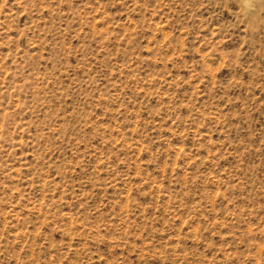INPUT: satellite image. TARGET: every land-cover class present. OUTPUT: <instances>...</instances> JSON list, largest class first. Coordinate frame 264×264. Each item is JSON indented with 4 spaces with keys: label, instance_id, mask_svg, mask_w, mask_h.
<instances>
[{
    "label": "rangeland",
    "instance_id": "374dc122",
    "mask_svg": "<svg viewBox=\"0 0 264 264\" xmlns=\"http://www.w3.org/2000/svg\"><path fill=\"white\" fill-rule=\"evenodd\" d=\"M0 264H264V0H0Z\"/></svg>",
    "mask_w": 264,
    "mask_h": 264
}]
</instances>
